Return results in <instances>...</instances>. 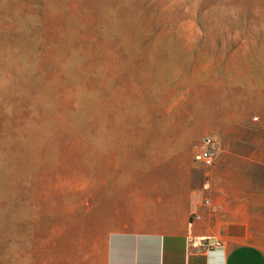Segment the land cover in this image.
<instances>
[{
	"label": "rangeland",
	"instance_id": "obj_1",
	"mask_svg": "<svg viewBox=\"0 0 264 264\" xmlns=\"http://www.w3.org/2000/svg\"><path fill=\"white\" fill-rule=\"evenodd\" d=\"M233 58H264V0H0V264H103L195 162Z\"/></svg>",
	"mask_w": 264,
	"mask_h": 264
},
{
	"label": "crops",
	"instance_id": "obj_2",
	"mask_svg": "<svg viewBox=\"0 0 264 264\" xmlns=\"http://www.w3.org/2000/svg\"><path fill=\"white\" fill-rule=\"evenodd\" d=\"M233 59L232 86L200 110L213 165L191 162L143 220L109 230L103 264H264V58Z\"/></svg>",
	"mask_w": 264,
	"mask_h": 264
},
{
	"label": "built area",
	"instance_id": "obj_3",
	"mask_svg": "<svg viewBox=\"0 0 264 264\" xmlns=\"http://www.w3.org/2000/svg\"><path fill=\"white\" fill-rule=\"evenodd\" d=\"M215 160V143L210 136H203L201 141V147L194 155V161L200 164L204 168H209L213 165ZM208 201L205 200L204 203ZM195 218H198L196 214H193Z\"/></svg>",
	"mask_w": 264,
	"mask_h": 264
}]
</instances>
